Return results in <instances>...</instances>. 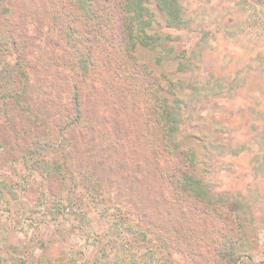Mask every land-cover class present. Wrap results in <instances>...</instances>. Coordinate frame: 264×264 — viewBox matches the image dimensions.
<instances>
[{
  "label": "rangeland",
  "instance_id": "374dc122",
  "mask_svg": "<svg viewBox=\"0 0 264 264\" xmlns=\"http://www.w3.org/2000/svg\"><path fill=\"white\" fill-rule=\"evenodd\" d=\"M1 2L6 36L21 47L9 56L1 45L0 77L15 66L29 82L32 118L1 110L0 264H210L230 254L264 264V0H135L159 45L142 55L137 108L111 87L132 83L123 68L61 65L67 31L46 0L37 10ZM69 2L55 9L74 11ZM82 21L72 25L83 35ZM79 68L93 121L59 144ZM156 113H169V126L154 124ZM175 144L194 156V194L215 216L183 212L158 184L157 167L179 160Z\"/></svg>",
  "mask_w": 264,
  "mask_h": 264
},
{
  "label": "trees",
  "instance_id": "16d2710c",
  "mask_svg": "<svg viewBox=\"0 0 264 264\" xmlns=\"http://www.w3.org/2000/svg\"><path fill=\"white\" fill-rule=\"evenodd\" d=\"M57 1L64 0H46V3L50 4L53 23L61 24L67 31L65 38L70 46H68L67 50H64L65 56L61 58V65L64 66V68L75 69V61L80 60L79 63L84 62V64H86L85 68H87V65L92 68L95 66L100 67L102 65H107L115 70L123 68L126 72V67H130L134 71H130L131 73L127 75L121 70L119 76L120 80H122V76H125V80L128 78L129 81L132 82L130 86L127 87L125 82L114 84L116 81L112 80L111 87L123 98V100H125V103L129 101L128 104H134L133 108H137L139 103L137 99L135 100V97L131 96V93L135 88V93L139 94L142 90L141 87L144 81L147 80L144 79L143 82L139 80L141 68L146 67L144 64H141V62H143L142 55L146 51H155L159 46L158 40L149 34V30L147 29L150 25V22H147L149 18L146 13H143L141 4L135 2V0H70L66 5H71L74 9L73 11L67 10L66 7L55 9ZM2 2L0 0V51L1 45H5L4 42H8L11 44L9 56H12L21 45L18 40L9 41L8 38H12H7L6 36L9 28L5 26H8L10 22L7 19H5L7 22L1 19V13H4ZM28 2H30L32 8L35 6L36 10L40 9L39 0H28ZM13 5L14 0H12L10 6L8 5V10H12L10 7L13 8ZM80 12L85 15V18L82 19V17H80ZM76 13H79V16ZM78 17L81 19H76ZM65 19L68 20V22L66 21L67 23H64ZM78 20H83L81 23L85 30L83 35L78 27L72 25V23L78 22ZM8 35L12 36V32ZM48 44L54 47L57 41L53 39L50 43H46L47 46ZM98 48H100V55H98ZM74 73L76 81L71 85L68 99L69 108L67 107V110L64 109L66 112L63 114V124L59 127L60 137L56 140L59 144L62 140H65L63 134L67 131L82 125V122L85 124L83 126L86 128V125L88 126V124L93 121V114L91 112L87 113L86 110L87 105H90V103L84 100V94L82 92L84 71H82V68H79L75 70ZM133 75H137V77L133 78ZM147 77L152 79L156 76L153 72H148ZM1 79L0 77V81ZM1 85L0 116L2 114L1 110H10V112L20 115L24 123L26 121L27 124L31 123L32 114L30 112L32 111L29 110L26 100L27 93L29 92V89H27L29 87V82L27 81L26 84H24L19 71L13 66L12 70L8 71V75ZM115 85H117V87L113 88ZM118 87L120 88L118 89ZM156 115L157 117L154 119V124L158 126L159 124H163V122L166 123L167 119V124L172 122L169 113L167 117L163 114L156 113ZM171 130H173L172 127ZM35 143L38 142L36 141ZM180 149L181 147H179L178 144H175L171 149L172 153H175V156L180 155L178 161L166 167H157L159 170L156 175L158 184L162 190H166L167 188L172 194L177 196L174 201L176 200L180 203V209L183 212H185L184 210L186 208H190L189 211L195 216L206 217L208 214L215 216L217 211L213 209V205L204 202L200 199V196L195 195L200 189V184L198 182V176L196 175L195 161L192 159L194 156L190 155L189 150ZM154 152L158 163L159 156L163 150L157 147V150L154 149ZM155 167L156 165L153 166V169H155ZM153 169L150 168L151 171H153ZM162 180L165 181L160 183ZM200 195H202V192ZM186 218L189 217L187 216ZM200 222H202V219L195 224L198 225ZM228 243L230 242H227V244ZM231 250H233V248H231ZM221 254L222 252L220 253L219 251V255ZM230 256L232 255H221L211 263L236 264L231 262Z\"/></svg>",
  "mask_w": 264,
  "mask_h": 264
}]
</instances>
